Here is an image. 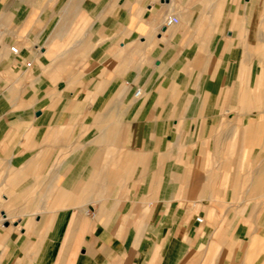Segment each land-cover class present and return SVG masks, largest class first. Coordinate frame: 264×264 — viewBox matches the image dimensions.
<instances>
[{
    "label": "crops",
    "instance_id": "1",
    "mask_svg": "<svg viewBox=\"0 0 264 264\" xmlns=\"http://www.w3.org/2000/svg\"><path fill=\"white\" fill-rule=\"evenodd\" d=\"M261 35L264 0H0V264H264Z\"/></svg>",
    "mask_w": 264,
    "mask_h": 264
},
{
    "label": "rangeland",
    "instance_id": "2",
    "mask_svg": "<svg viewBox=\"0 0 264 264\" xmlns=\"http://www.w3.org/2000/svg\"><path fill=\"white\" fill-rule=\"evenodd\" d=\"M259 42H258V46L255 48V55H256V65L260 66L262 69H264V35L262 36H259ZM248 62V59L245 60V63L247 64ZM261 90L264 91V86L261 87ZM243 194V193H242ZM240 198H244V196H241ZM0 200L2 201V197H0ZM249 201H250V198H249ZM250 202L252 203H259V204H264V198H260V199H257V202L256 200H251ZM249 202V203H250ZM238 205V204H237Z\"/></svg>",
    "mask_w": 264,
    "mask_h": 264
},
{
    "label": "built area",
    "instance_id": "3",
    "mask_svg": "<svg viewBox=\"0 0 264 264\" xmlns=\"http://www.w3.org/2000/svg\"><path fill=\"white\" fill-rule=\"evenodd\" d=\"M178 22H179V20H178L177 17H172V18H170V19L167 20V24H168V25H175V24H178ZM12 52H13V53H18V48H17V47L12 48ZM135 94H136V96H138V97L141 96V90H140V89H137V90L135 91ZM201 221H202V218H198V219H197V222L201 223Z\"/></svg>",
    "mask_w": 264,
    "mask_h": 264
},
{
    "label": "water",
    "instance_id": "4",
    "mask_svg": "<svg viewBox=\"0 0 264 264\" xmlns=\"http://www.w3.org/2000/svg\"><path fill=\"white\" fill-rule=\"evenodd\" d=\"M4 217L6 216V214L3 212V214H2Z\"/></svg>",
    "mask_w": 264,
    "mask_h": 264
}]
</instances>
